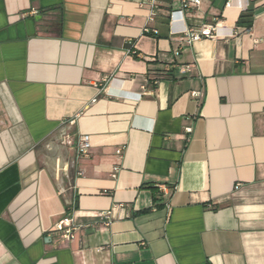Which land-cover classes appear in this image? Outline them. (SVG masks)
<instances>
[{
  "label": "crops",
  "instance_id": "1",
  "mask_svg": "<svg viewBox=\"0 0 264 264\" xmlns=\"http://www.w3.org/2000/svg\"><path fill=\"white\" fill-rule=\"evenodd\" d=\"M148 1L0 0V264H264V0Z\"/></svg>",
  "mask_w": 264,
  "mask_h": 264
},
{
  "label": "built area",
  "instance_id": "2",
  "mask_svg": "<svg viewBox=\"0 0 264 264\" xmlns=\"http://www.w3.org/2000/svg\"><path fill=\"white\" fill-rule=\"evenodd\" d=\"M147 5L150 8V14L148 17V24H151L155 21L158 16V0H149ZM230 4H227L229 6ZM201 6V0H181V10L177 12H173L171 14V18H174L176 15L182 16L184 12H188L190 9L199 8ZM221 22H216L213 25H202L199 27H192L182 34V41L186 42L188 45H193L196 42H199L203 39H214L217 38V31L221 28ZM144 33L147 35H157L158 31L151 29L149 26H146L144 29ZM135 53V52H134ZM181 73L185 74L188 71V68L182 67L180 69ZM92 101V103H94ZM75 125V121H66L63 122V126L72 127ZM187 133H192L191 128L186 129ZM61 144L67 147H74L77 153L78 158L86 157L91 150V140L88 135H79L77 138H74L69 132H64L61 136ZM121 154V150L117 151V155ZM118 168H114V175L118 172ZM166 191V190H163ZM103 215V214H100ZM79 228L74 224L73 218L68 217L62 220L56 226V231L62 234V237L65 240H73L75 236V232Z\"/></svg>",
  "mask_w": 264,
  "mask_h": 264
},
{
  "label": "trees",
  "instance_id": "3",
  "mask_svg": "<svg viewBox=\"0 0 264 264\" xmlns=\"http://www.w3.org/2000/svg\"><path fill=\"white\" fill-rule=\"evenodd\" d=\"M241 18H245V16H242ZM251 24V22L249 23V25ZM214 210H217L215 207H214Z\"/></svg>",
  "mask_w": 264,
  "mask_h": 264
}]
</instances>
